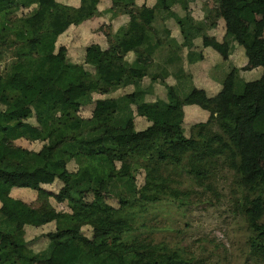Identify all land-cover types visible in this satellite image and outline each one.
<instances>
[{
    "label": "trees",
    "instance_id": "trees-1",
    "mask_svg": "<svg viewBox=\"0 0 264 264\" xmlns=\"http://www.w3.org/2000/svg\"><path fill=\"white\" fill-rule=\"evenodd\" d=\"M41 1L0 0V64L7 57L0 69V237L7 243L0 246V264H205L164 242L142 236L123 239L135 232V209L167 199L180 201L188 194L174 185L175 173L170 170L179 169L209 191L220 171L230 174L231 212L245 222L255 264H264V167L259 165L264 139V41L258 43L264 0H219L207 10L205 25L190 17L192 0H155L153 18L147 23L133 0H112V8L124 5L129 21L115 37L105 35L107 49L88 45L81 63L68 60L67 48L57 44L54 33H34L8 17L32 8L18 19L33 18ZM174 5L182 15L171 10ZM63 11L68 26L92 18L71 6H63ZM234 12L244 25L242 33L236 31ZM158 16L163 21L175 19L186 45L200 38L203 50L214 53L218 63L227 61L234 47L243 50L246 66L232 67L214 95L193 86L187 90L184 84L192 76L181 70L177 50L153 63L163 45L162 29L154 24ZM218 21L223 25L221 40L206 34ZM125 39L140 43L131 61L120 53L119 42ZM100 54L111 71L106 80ZM193 54L195 62L206 58L203 52ZM255 69H260L257 79H241L242 72ZM171 77L176 85L166 83ZM160 85L165 95L153 99ZM86 108L90 115L81 117ZM188 108L203 112L206 120L187 129ZM76 119L79 133L69 136L64 124ZM19 141L39 148H26ZM71 162L75 170H69ZM138 171L143 176L139 185ZM55 182L57 193L45 192L43 186ZM18 189L44 193L63 209L34 208L21 222L13 221L1 208ZM74 214L114 226L98 242V251L85 247L89 239L74 227Z\"/></svg>",
    "mask_w": 264,
    "mask_h": 264
},
{
    "label": "rangeland",
    "instance_id": "rangeland-1",
    "mask_svg": "<svg viewBox=\"0 0 264 264\" xmlns=\"http://www.w3.org/2000/svg\"><path fill=\"white\" fill-rule=\"evenodd\" d=\"M153 0L150 4H153ZM219 0H194L189 3V10L195 18H200L204 12L203 6L211 5L216 7ZM41 2L39 7V18L36 25L32 21L18 19L22 14H28L31 9H20L16 14L11 12L8 17L12 20L14 25L28 26L35 33L39 30H46L49 26L42 24L47 21L51 16L50 9ZM35 8V6H33ZM174 8V7H173ZM139 11V17L143 18L145 22L152 20L153 11ZM177 11L178 6H175ZM235 14L236 31L242 33L244 25L238 20V12ZM58 16V13H57ZM112 16V15H111ZM43 20V22H41ZM36 21V20H35ZM173 17H168L163 24L171 29V33L177 34V25ZM66 23H58L54 26L55 31H62ZM101 24V23H100ZM105 25H98V31L103 34L110 35L113 29ZM120 24V22L118 23ZM40 25V26H38ZM110 25V24H109ZM116 26V25H115ZM206 32L217 35L216 31L208 29ZM264 41V26L258 33V43L262 45ZM121 54H125L128 60L134 58L133 51L138 46L137 42L123 43L121 45ZM34 47L31 44L29 52H33ZM100 59L104 62L105 72L102 75L106 80L111 76L108 61L103 54H100ZM7 57L4 56L3 63L0 64V69L3 67ZM184 70L188 75L197 78L198 82L191 83L187 90L192 86L198 88L208 89L210 94H215L219 91L223 77L232 67L243 68L247 64L243 50L236 49L233 55L225 62L208 65L206 62H198L193 65H188L185 60ZM154 71V70H153ZM260 69L242 72L240 77L244 81L255 80L259 77ZM148 81V79H147ZM173 83V79L167 80ZM193 82V81H192ZM200 85V86H199ZM204 85V86H201ZM130 91V89H127ZM120 92L118 94H122ZM165 95L164 87L158 86L155 97L163 98ZM97 96H94L96 98ZM149 99V98H148ZM90 115V108L82 109L80 116L88 117ZM206 120L203 112L197 111L195 108L186 109V127L193 126L197 123ZM80 120H72L65 122L64 130L69 136H76L79 133ZM18 145L24 146L29 149L39 148V144H30L24 141L17 142ZM259 165L264 167V139H263V153L259 158ZM69 170H75V165L71 162L68 165ZM138 171L135 174L136 184L142 182V175ZM174 172L173 176L174 185L180 188V191L187 192L188 194L182 196V199H167L165 202L155 205H148L143 209L134 210V218L136 222L135 232L124 235L123 239H130L135 236H142L153 240L154 242H164L179 248L190 256L195 257L197 260L205 264H255L253 258L250 256L249 247L247 245L249 233L246 230L245 222L238 215L231 212L232 200V187L231 176L226 171H220L212 183V190H206L198 187L194 181L188 177L180 169ZM45 192L57 193L59 183L55 182L52 185L43 186ZM110 204L115 205V201L110 199ZM38 209L41 212H51L54 208L62 210L63 207L55 203L46 194H33L24 189H18L11 199H4L2 212L11 220L21 222L31 209ZM73 225L76 229L82 230L83 234L88 237L84 244L86 248L92 251H98V242L104 240L114 226L108 222L97 223V219L93 216L72 215ZM16 239L20 242L21 237L17 236ZM6 240L0 237V246H5ZM39 244H43L41 240Z\"/></svg>",
    "mask_w": 264,
    "mask_h": 264
},
{
    "label": "crops",
    "instance_id": "crops-1",
    "mask_svg": "<svg viewBox=\"0 0 264 264\" xmlns=\"http://www.w3.org/2000/svg\"><path fill=\"white\" fill-rule=\"evenodd\" d=\"M133 1H134V5H135L137 10L149 11L148 9L151 8L153 11V7L155 5V0H153L154 1L153 4H150V2L152 0H133ZM41 2H45L44 5H46V7L48 9L51 8L50 9L51 10L50 11L51 16H49L47 18L46 22H43V20H41V22H43L42 24L45 23V24H47L46 26H49L46 29V31H50V32H52L58 36L57 37V44L58 45H64L67 48L68 60L72 63H81L82 62L83 57H84L85 48L90 44H98L102 49L108 48V42L106 40L107 38L98 31V29H99L98 25H105L106 23H109L110 25L109 24H107V25L111 27L110 29H113L110 36L115 37L117 32L119 31V29L122 27H125L129 21L128 15H126L122 11L125 8L124 5L121 4V5H118V6H115L112 8V5H113L112 0H42ZM192 2H194V0H192L189 3H192ZM63 6H71V7L79 9L80 11H82L85 14H92V18L88 19L87 21H84L82 24H80L77 27L68 26V22L66 21V18L64 15ZM175 6H178V5H174L173 6L174 8L172 7V9H175ZM211 8H212L211 5H208L207 7L203 6L204 12L200 18H198V17L195 18V16L192 15V12L190 10V17L196 23H200V24L205 25L208 22V20H206V18H205L206 14H207V10L211 9ZM178 9H179V6H178ZM176 12H178L180 15L183 14V13H181L180 9L177 10ZM57 13H58V16H57ZM38 14H39V11H38L37 15ZM37 15L33 18L26 19V20L32 21L33 25H36V23L39 24L37 22V20L39 18ZM153 15H154V11H153ZM153 15H152V18H153ZM161 18H162L161 16H158L157 19H155L154 24L157 25L160 29H162L161 33H159V38L161 39V41H163L162 42L163 45L161 46L162 50H159L156 53V55L153 57V63H160L162 60H166L167 57L170 56L169 54L172 52V50L173 51L177 50L176 52L178 53V56L180 57L179 64L181 66V70L184 71V73H186L185 70L183 69L184 66L186 65V64H184L185 60L187 61L188 65H193V64L198 63V62H195V58L197 57V55H194L193 53L203 52L206 55L205 60L199 61V62H206V63H208V65H210L209 63H211V64L218 63L217 60H219V58L214 53H212L209 50H205V49L203 50V48L201 46V39L200 38H195V39H193L191 45H186L184 42V39H183V37L179 31L178 25L176 24L177 25L176 30L178 31V33L173 34V33H171V29L163 24V22L167 18H165L164 21ZM140 19L144 23H147L143 20V18H140ZM119 22H120V24H118ZM58 23H62V24L66 23V24H65L64 28L62 29V31L56 32L54 26L57 25ZM23 26H24V28H28V29L32 30L28 26H25V25H23ZM38 26H40V25H38ZM262 26H264V25L260 26L259 31L261 30ZM166 30H168V31H166ZM211 30L216 31L217 35H213V34L208 33V32H206V34L209 36H215L218 40L222 39L223 25L221 22L218 21L216 24V28H211ZM130 42H137L138 46L136 47V49L139 48L140 43L138 41L126 40V39L121 40L119 42L120 48L122 47L121 45L123 43H130ZM236 49H239V48L234 47V50L232 51V54L230 55V57L233 55V52ZM126 58H127V56H126ZM129 61H131V60H129ZM172 79H173V81H172L173 83H170L168 81H166V83H168V85H176V83H177L176 79L174 77ZM145 81H147V79H145ZM195 82H198L196 77H194L193 79L191 78L190 82L186 81V83L184 85L189 87V85L191 83H195ZM201 86H204V85H201ZM204 87H206V86H204ZM205 90L208 91V89H205ZM212 95H214V94H212ZM148 98H152V96L150 95ZM16 191L17 190L12 191L10 196L13 197V195Z\"/></svg>",
    "mask_w": 264,
    "mask_h": 264
}]
</instances>
